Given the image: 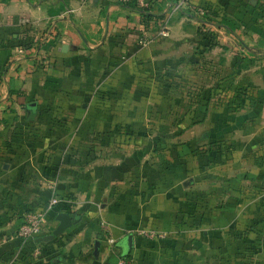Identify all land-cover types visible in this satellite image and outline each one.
<instances>
[{
    "label": "crops",
    "instance_id": "crops-1",
    "mask_svg": "<svg viewBox=\"0 0 264 264\" xmlns=\"http://www.w3.org/2000/svg\"><path fill=\"white\" fill-rule=\"evenodd\" d=\"M176 2L0 0V264H264V0ZM160 117L189 134L177 153L188 152L187 175L179 158L143 169L147 139L136 159L117 153L132 148L122 138L107 163L82 152L100 135L153 132ZM51 196L40 235L58 212L77 218L26 256L22 214Z\"/></svg>",
    "mask_w": 264,
    "mask_h": 264
},
{
    "label": "rangeland",
    "instance_id": "rangeland-1",
    "mask_svg": "<svg viewBox=\"0 0 264 264\" xmlns=\"http://www.w3.org/2000/svg\"><path fill=\"white\" fill-rule=\"evenodd\" d=\"M196 15L201 16V17H206L207 19H210L212 21H215L214 15H216L213 11H211L210 8H204V7H200L199 9H194L193 10ZM186 101H184L185 106L182 107V112H188L189 107H187V100H188V95L187 92H184ZM173 105V102L170 104ZM177 120V118H150L149 122L147 123V125H149L150 127H153V132H146V133H142L139 128H137V132H133V131H126V133L122 132L121 134H119V137H112V136H108V135H100L98 141L95 144H88L86 142L85 144V150H83V153H88V155H95L97 157H99L102 160H98V163H107L109 161V157L107 154H109L111 151L109 150V144L110 142L114 140H116L118 143L120 142V139L122 138L123 141H127L128 143L131 144L132 148H129L130 150H124V151H118L117 153H128L132 159H136L137 157H141L139 152H140V145L142 141L143 143H145V140L147 139L148 141V145H149V153L148 154V162H147V166L145 167L143 165V169H148V172L150 173V175H155L157 173V170L160 173V170L162 169V167L166 170V171H171L174 168V165H172V161L176 160L175 158H179L182 163V167H178L177 170H181V168H185V175L188 174L187 169H188V152L182 153L180 156L177 155L178 151H179V146L182 145H187V140L189 138V134L188 133H184L183 135H181L180 137H178L179 135L174 134L173 132H175V128L174 127V122ZM187 121V120H186ZM137 124H140L142 127H144V125H142L140 119H138ZM178 122V121H177ZM130 127V124H128ZM145 125H146V121H145ZM139 127V126H138ZM159 127L165 128V127H169L168 130H166L165 133L162 132H156L155 129H158ZM151 129V128H149ZM159 130V129H158ZM142 133V134H141ZM122 136V137H120ZM140 142V144L138 145L137 143ZM144 145V144H143ZM198 150H197V154L200 156L204 153V148L202 149L201 147L197 146ZM203 152V153H202ZM76 153V152H75ZM144 156V155H143ZM165 161L164 165H160L158 164V161ZM139 166H134L133 167V172L132 174L134 175L135 173H137V170L139 169ZM142 231H149V230H144L141 229ZM153 231V230H152ZM261 238L259 243H262L260 247L259 244V249L264 247V233H261ZM257 249V247H254L253 244H249V246L245 249V256L252 252H254L253 250ZM246 264H252L247 262Z\"/></svg>",
    "mask_w": 264,
    "mask_h": 264
},
{
    "label": "built area",
    "instance_id": "built-area-1",
    "mask_svg": "<svg viewBox=\"0 0 264 264\" xmlns=\"http://www.w3.org/2000/svg\"><path fill=\"white\" fill-rule=\"evenodd\" d=\"M119 3H133L139 9H145L148 6L149 0H116ZM187 0H177L174 5V9H180L185 5ZM158 35L166 36L167 35V27L164 23H160L159 28L157 30ZM151 41V38L147 35L143 34L139 36V43L141 45H147ZM57 198L55 196H51L47 201L44 207L41 209H33L25 211L21 217V223L16 231V236L20 239L22 244H25L28 241L34 239V237L40 235L41 227L44 223V219L46 213L51 210L54 205L57 203ZM138 234L148 238H162L164 237V233L156 232V231H142L138 230ZM107 242L111 245L113 244V240L111 238L107 239ZM28 255L32 258H36L40 255V248L37 245H34ZM114 264H134L132 259L128 256H120L116 259Z\"/></svg>",
    "mask_w": 264,
    "mask_h": 264
},
{
    "label": "water",
    "instance_id": "water-1",
    "mask_svg": "<svg viewBox=\"0 0 264 264\" xmlns=\"http://www.w3.org/2000/svg\"><path fill=\"white\" fill-rule=\"evenodd\" d=\"M67 46L66 45H61V49H65ZM33 104H30L29 106H32ZM191 184L190 180H186L182 183L184 187L189 186ZM76 216H71L66 212H58L55 215V221L57 222L54 228L47 234L43 235H38L34 237L33 241L38 243V242H47L49 240H52L55 236L59 235L62 233L66 228H68L74 220H76ZM131 239L132 235L127 234L124 238V244L126 249H129L131 246ZM97 241H94L93 243V250L92 254L96 257L97 255Z\"/></svg>",
    "mask_w": 264,
    "mask_h": 264
},
{
    "label": "trees",
    "instance_id": "trees-1",
    "mask_svg": "<svg viewBox=\"0 0 264 264\" xmlns=\"http://www.w3.org/2000/svg\"><path fill=\"white\" fill-rule=\"evenodd\" d=\"M32 210H33V209H32ZM27 211H28V210H27ZM71 216H77V215H75V214H71ZM28 242H29V243H32V246L29 247L28 251H23V253H25L26 256H29L28 253H29L30 249H31L34 245L37 244V243L34 242L33 240L28 241ZM28 242H26L25 244H22V245H26ZM38 243H40V242H38ZM124 256H125V255H124Z\"/></svg>",
    "mask_w": 264,
    "mask_h": 264
}]
</instances>
